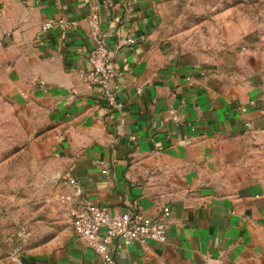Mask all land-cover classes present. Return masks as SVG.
Segmentation results:
<instances>
[{
    "label": "crops",
    "instance_id": "0c3cea01",
    "mask_svg": "<svg viewBox=\"0 0 264 264\" xmlns=\"http://www.w3.org/2000/svg\"><path fill=\"white\" fill-rule=\"evenodd\" d=\"M169 1L0 0V84L44 106L63 172L76 180L64 183L67 195L112 214L136 204L161 218L168 209L165 242L119 245L114 264H264V73L240 80L180 61L162 32ZM92 7L124 115L78 78L91 67ZM50 19L76 29L42 33ZM69 228L23 264H105Z\"/></svg>",
    "mask_w": 264,
    "mask_h": 264
},
{
    "label": "rangeland",
    "instance_id": "374dc122",
    "mask_svg": "<svg viewBox=\"0 0 264 264\" xmlns=\"http://www.w3.org/2000/svg\"><path fill=\"white\" fill-rule=\"evenodd\" d=\"M161 19L166 40L184 64L240 80L264 73V0H170ZM4 38L0 24V44ZM2 86L0 264H23L25 256L67 238L69 219L56 195L66 194L68 177L44 106L20 102Z\"/></svg>",
    "mask_w": 264,
    "mask_h": 264
},
{
    "label": "built area",
    "instance_id": "2783aa9c",
    "mask_svg": "<svg viewBox=\"0 0 264 264\" xmlns=\"http://www.w3.org/2000/svg\"><path fill=\"white\" fill-rule=\"evenodd\" d=\"M135 1V0H131ZM93 49L89 56L90 69L78 75L83 84L96 88L98 96L106 103L109 112L124 115V106L117 100L120 91L118 85L120 74L117 73L106 46L105 34L100 28L99 11L92 7L86 19ZM58 27L63 34L76 29L75 21L64 19L47 20L40 31L45 33ZM135 40L127 38L126 45H133ZM142 90L138 89L137 94ZM67 185L75 186L76 180L68 177ZM57 202L65 206L70 226L76 238L93 249L105 264H114L118 246H129L134 242L163 243L166 240L161 219L168 215V209H162L161 218H151L143 214L134 204L122 214H112L106 206L89 202H77L72 196L58 193Z\"/></svg>",
    "mask_w": 264,
    "mask_h": 264
}]
</instances>
